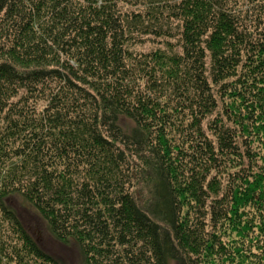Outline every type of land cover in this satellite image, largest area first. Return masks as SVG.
Here are the masks:
<instances>
[{
  "label": "trees",
  "instance_id": "trees-1",
  "mask_svg": "<svg viewBox=\"0 0 264 264\" xmlns=\"http://www.w3.org/2000/svg\"><path fill=\"white\" fill-rule=\"evenodd\" d=\"M15 194L84 264H264V0H0V264H62Z\"/></svg>",
  "mask_w": 264,
  "mask_h": 264
},
{
  "label": "rangeland",
  "instance_id": "rangeland-1",
  "mask_svg": "<svg viewBox=\"0 0 264 264\" xmlns=\"http://www.w3.org/2000/svg\"><path fill=\"white\" fill-rule=\"evenodd\" d=\"M144 47L151 48V44L147 43ZM8 201L45 250L57 257L62 264H84L77 244L74 242L66 244L56 238L48 223L31 203L19 194L10 196Z\"/></svg>",
  "mask_w": 264,
  "mask_h": 264
}]
</instances>
